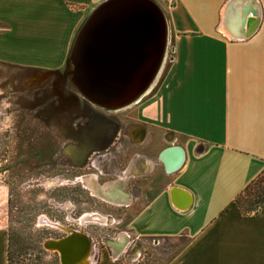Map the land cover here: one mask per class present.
Segmentation results:
<instances>
[{
	"label": "crops",
	"instance_id": "1",
	"mask_svg": "<svg viewBox=\"0 0 264 264\" xmlns=\"http://www.w3.org/2000/svg\"><path fill=\"white\" fill-rule=\"evenodd\" d=\"M104 1L0 0V62L63 67ZM154 1L168 24L165 70L116 130V170L100 176L129 215L122 248L92 240L88 264H147L172 243L162 264H264V200L250 215L236 204L264 175V0ZM9 251L0 226V264Z\"/></svg>",
	"mask_w": 264,
	"mask_h": 264
},
{
	"label": "rangeland",
	"instance_id": "2",
	"mask_svg": "<svg viewBox=\"0 0 264 264\" xmlns=\"http://www.w3.org/2000/svg\"><path fill=\"white\" fill-rule=\"evenodd\" d=\"M68 69L67 62L54 70L0 62V226L9 230L10 264H61L59 251L45 242L72 231L122 248L116 238L129 215L93 195L79 177L97 173L105 184L107 176H100L114 157L106 153L115 155L123 138L116 130L133 120L135 102L157 83L126 106L109 108L85 97L66 77ZM164 70L165 61L157 81ZM259 184L242 195L243 207L258 198ZM169 245L175 249L167 244L146 263L162 264Z\"/></svg>",
	"mask_w": 264,
	"mask_h": 264
},
{
	"label": "water",
	"instance_id": "3",
	"mask_svg": "<svg viewBox=\"0 0 264 264\" xmlns=\"http://www.w3.org/2000/svg\"><path fill=\"white\" fill-rule=\"evenodd\" d=\"M253 15L257 18L258 11H253ZM250 21L251 17L248 25ZM167 42V19L156 1L106 0L77 33L67 60L66 77L97 104L109 108L126 106L154 81L164 61ZM152 57L154 61L145 72V62ZM140 74L142 83L129 96L134 79ZM50 245L45 243L46 248Z\"/></svg>",
	"mask_w": 264,
	"mask_h": 264
},
{
	"label": "bare ground",
	"instance_id": "4",
	"mask_svg": "<svg viewBox=\"0 0 264 264\" xmlns=\"http://www.w3.org/2000/svg\"><path fill=\"white\" fill-rule=\"evenodd\" d=\"M153 61H154V58L152 57L147 62H145L146 63L144 66L145 72H146V69H148L151 66ZM162 68L163 67L161 66L157 76L154 79V82L152 83L150 87L156 84L157 79L162 71ZM141 81L142 80H141V74H140L134 79V83L129 90V96L139 89L142 83ZM149 90L150 89H148V91ZM124 176H125L124 178L127 179V174ZM79 178L84 183V186L91 190L93 195L99 198H102L105 201L111 204H115V205H119L121 202H123L120 195L110 191L108 187L110 185H108V183L100 184L97 182L99 178L97 173L85 174V175L80 176ZM116 185L117 184L113 183V187L117 188L118 186L116 187ZM87 215L93 216L94 213H87ZM120 237H123V236H120ZM120 240L122 241L123 239L121 238ZM45 243L51 244L49 249H55L59 251L62 264H88V261H90L89 254L91 253V250H92V243H91L90 236L84 233L83 231H72V232H69L67 235L57 238L55 240H52V239L47 240ZM117 251L118 250L116 249V252Z\"/></svg>",
	"mask_w": 264,
	"mask_h": 264
},
{
	"label": "trees",
	"instance_id": "5",
	"mask_svg": "<svg viewBox=\"0 0 264 264\" xmlns=\"http://www.w3.org/2000/svg\"><path fill=\"white\" fill-rule=\"evenodd\" d=\"M261 181L262 185L264 183V175L260 176L255 182L254 184L252 185H256V184H259V182ZM261 183L259 185H261ZM252 185L248 188L250 189L252 187ZM247 189V190H248ZM246 190V191H247ZM243 195V194H242ZM242 195H240L237 199H236V204L241 208V210L247 214V215H250V214H255L257 213L261 206H262V202L264 200V185L262 186V190L256 194V196L258 198H248L247 200V207H243L241 204H240V198L242 197ZM9 255H10V251H9Z\"/></svg>",
	"mask_w": 264,
	"mask_h": 264
},
{
	"label": "built area",
	"instance_id": "6",
	"mask_svg": "<svg viewBox=\"0 0 264 264\" xmlns=\"http://www.w3.org/2000/svg\"><path fill=\"white\" fill-rule=\"evenodd\" d=\"M170 2V4H173L174 3V0H168Z\"/></svg>",
	"mask_w": 264,
	"mask_h": 264
},
{
	"label": "flooded vegetation",
	"instance_id": "7",
	"mask_svg": "<svg viewBox=\"0 0 264 264\" xmlns=\"http://www.w3.org/2000/svg\"><path fill=\"white\" fill-rule=\"evenodd\" d=\"M92 166H93V164H92ZM94 167V166H93ZM96 169V168H95ZM97 170V169H96Z\"/></svg>",
	"mask_w": 264,
	"mask_h": 264
}]
</instances>
